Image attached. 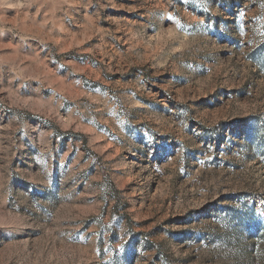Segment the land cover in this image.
<instances>
[{
  "label": "rangeland",
  "instance_id": "rangeland-1",
  "mask_svg": "<svg viewBox=\"0 0 264 264\" xmlns=\"http://www.w3.org/2000/svg\"><path fill=\"white\" fill-rule=\"evenodd\" d=\"M0 264H264V0H0Z\"/></svg>",
  "mask_w": 264,
  "mask_h": 264
}]
</instances>
